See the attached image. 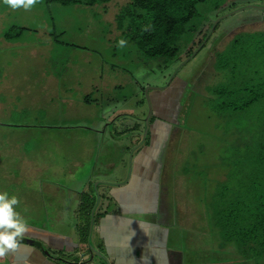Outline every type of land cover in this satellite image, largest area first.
I'll return each instance as SVG.
<instances>
[{"label":"crops","instance_id":"obj_1","mask_svg":"<svg viewBox=\"0 0 264 264\" xmlns=\"http://www.w3.org/2000/svg\"><path fill=\"white\" fill-rule=\"evenodd\" d=\"M12 27L0 47V192L18 197L29 230L0 264H240L206 209L182 199L177 215L172 211L164 155L139 147L158 141L156 134L149 141V126L143 136V118L132 111L139 102L131 109L108 105L111 92L96 85L93 72L32 74L36 67L19 41L25 29L10 35ZM52 135L61 144L49 150ZM31 141L37 149L24 148ZM114 156L122 165H103V177L94 176ZM201 220L204 232L195 226Z\"/></svg>","mask_w":264,"mask_h":264},{"label":"rangeland","instance_id":"obj_2","mask_svg":"<svg viewBox=\"0 0 264 264\" xmlns=\"http://www.w3.org/2000/svg\"><path fill=\"white\" fill-rule=\"evenodd\" d=\"M129 1L104 0L93 6H61L39 0L31 10L26 11L23 8L13 10L0 0V47L3 43L1 37L10 26L24 28L19 41L24 44L23 54L32 58L31 65L36 67L32 74L40 70L60 76L68 72H93L96 85L111 92L107 95L110 98L108 105H123L131 109L134 103L139 102L132 111L143 118V136L149 126V141L152 134H156L154 138L158 140L147 144L143 142L139 147L147 145L148 150L158 149L164 155V184L172 211L177 215L176 207L184 199L185 204H195L193 207L196 206V209L200 206L202 211L206 209L210 213L202 203L210 200L219 184L226 183L233 170L227 161L233 153L230 148L235 138L224 133L226 123L217 118L208 106L211 96L207 88L224 80V75L215 70L214 56L216 52L223 51L237 34L264 30V10H261L264 0H239L237 6L251 3L220 16L213 4L198 6L197 27L223 19L220 27L198 53L185 60L186 52L182 51L180 57L184 63L179 61L166 69L158 60H146L138 47L125 39L124 29L120 30L118 20ZM17 32L18 29L9 33L15 35ZM121 39L126 41L123 47L118 46ZM98 73L100 78H97ZM30 81L33 83L35 80ZM52 88L45 89L50 92ZM145 91L149 98L151 95L153 104L149 118L148 106L147 111L145 108V102L148 105ZM50 103L54 104L55 99L52 98ZM97 113L98 109L94 115ZM156 122L158 125L154 128ZM54 136L45 142L49 150L57 143ZM62 144L63 148L69 146ZM38 145L31 141L24 148L33 150ZM123 145L127 146V150L121 160L126 164L130 155L129 141ZM72 148L74 150L75 144ZM95 150L96 156H102L96 146ZM119 159L114 156L111 160H102L101 165L95 167L94 176L103 177L102 171L107 167H120L122 162ZM195 226L200 229L199 232L205 227L202 220ZM208 235L212 243L214 236L212 233ZM227 246L233 248L232 245ZM239 260L240 264H255L251 260L244 263Z\"/></svg>","mask_w":264,"mask_h":264},{"label":"trees","instance_id":"obj_3","mask_svg":"<svg viewBox=\"0 0 264 264\" xmlns=\"http://www.w3.org/2000/svg\"><path fill=\"white\" fill-rule=\"evenodd\" d=\"M45 1L93 6L104 0ZM238 1L130 0L119 17V28L146 60H158L166 69L181 61L182 51L185 60L198 53L220 27L223 19L197 27L198 6L213 4L220 16L251 3L237 6ZM16 29L19 35L22 30L16 26L9 32ZM214 61L224 80L207 88L208 106L226 123L224 133L235 138L227 158L233 170L208 202L209 219L224 247L232 245L241 260L260 264L264 263V30L237 34L216 52Z\"/></svg>","mask_w":264,"mask_h":264},{"label":"clouds","instance_id":"obj_4","mask_svg":"<svg viewBox=\"0 0 264 264\" xmlns=\"http://www.w3.org/2000/svg\"><path fill=\"white\" fill-rule=\"evenodd\" d=\"M39 0H3L11 9L31 10ZM126 41L121 39L118 46L123 47ZM20 200L7 191L0 192V258L17 250L24 234L28 232V221L16 210ZM27 209H25L26 211Z\"/></svg>","mask_w":264,"mask_h":264},{"label":"water","instance_id":"obj_5","mask_svg":"<svg viewBox=\"0 0 264 264\" xmlns=\"http://www.w3.org/2000/svg\"><path fill=\"white\" fill-rule=\"evenodd\" d=\"M145 94H146V98H147V103H148V111H149V115H148V118L151 116V106H150V102H149V100H148V96H147V92L145 91ZM148 118L147 119H145V122L147 123V121H148Z\"/></svg>","mask_w":264,"mask_h":264},{"label":"built area","instance_id":"obj_6","mask_svg":"<svg viewBox=\"0 0 264 264\" xmlns=\"http://www.w3.org/2000/svg\"><path fill=\"white\" fill-rule=\"evenodd\" d=\"M78 264H80V263H78Z\"/></svg>","mask_w":264,"mask_h":264}]
</instances>
